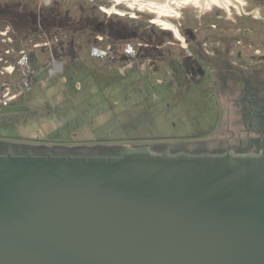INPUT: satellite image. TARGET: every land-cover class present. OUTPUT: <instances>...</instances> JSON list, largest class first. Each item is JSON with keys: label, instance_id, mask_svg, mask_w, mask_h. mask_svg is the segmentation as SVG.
Instances as JSON below:
<instances>
[{"label": "rangeland", "instance_id": "obj_1", "mask_svg": "<svg viewBox=\"0 0 264 264\" xmlns=\"http://www.w3.org/2000/svg\"><path fill=\"white\" fill-rule=\"evenodd\" d=\"M179 1L176 17L119 0H0L6 20L40 12L51 26L43 38L0 20V30L9 26L13 38L9 44L0 35V59L6 65L18 53L5 50L24 48L37 74L30 91L0 108V146L200 153L227 141L245 143L253 133L241 115L244 83L264 90V0H240L242 12L228 0L229 12L215 1L204 8ZM94 29L104 34L95 37ZM44 41L46 46L33 45ZM71 41L77 57L49 75L48 45L64 51ZM126 44L130 54L123 51ZM94 46L109 48L96 57ZM188 51L203 74L180 64Z\"/></svg>", "mask_w": 264, "mask_h": 264}, {"label": "water", "instance_id": "obj_2", "mask_svg": "<svg viewBox=\"0 0 264 264\" xmlns=\"http://www.w3.org/2000/svg\"><path fill=\"white\" fill-rule=\"evenodd\" d=\"M0 149V264H264V151Z\"/></svg>", "mask_w": 264, "mask_h": 264}, {"label": "built area", "instance_id": "obj_3", "mask_svg": "<svg viewBox=\"0 0 264 264\" xmlns=\"http://www.w3.org/2000/svg\"><path fill=\"white\" fill-rule=\"evenodd\" d=\"M8 27L9 26H5V28L0 30V35H3L5 37V41L11 44L13 43V38ZM41 35L43 38L47 36L45 32ZM47 44V41H44L43 43L35 42L33 45L34 47L40 48L46 46ZM47 50L50 54V59L47 63V65H49L47 72L49 75L54 76L63 71L64 62L53 56L49 45ZM107 50L94 46L91 48V55L100 57L102 56V53H107ZM132 50L133 48L130 44H126L123 48V51L126 54H130ZM5 51L6 53L3 52L5 54L10 55L14 52L18 53V55L14 57V61L8 62L6 65L3 63L5 59H0V61L4 64L2 68H0V108L7 107L10 103L14 102L18 96L30 91L32 81L37 75L26 49L20 48L15 52L12 46ZM188 53L190 54L189 51ZM108 56H110V54H108Z\"/></svg>", "mask_w": 264, "mask_h": 264}, {"label": "flooded vegetation", "instance_id": "obj_4", "mask_svg": "<svg viewBox=\"0 0 264 264\" xmlns=\"http://www.w3.org/2000/svg\"><path fill=\"white\" fill-rule=\"evenodd\" d=\"M187 56H193V54L190 52ZM244 84V91L241 99H246V106L244 105V107L240 108L241 115L245 127L248 128L253 135L245 139V143L242 139H239V142L233 145L227 141L224 147L222 146L223 144L220 143V147L215 148V151L213 150L214 152L211 151L210 153H220L226 150L237 153H257L264 151V97H257L264 90L261 89L259 83L255 84L254 82V84H250L249 82H245ZM244 94H246L245 97ZM3 150L4 149H0V151ZM207 151L205 150L204 152ZM4 152H8V150Z\"/></svg>", "mask_w": 264, "mask_h": 264}, {"label": "trees", "instance_id": "obj_5", "mask_svg": "<svg viewBox=\"0 0 264 264\" xmlns=\"http://www.w3.org/2000/svg\"><path fill=\"white\" fill-rule=\"evenodd\" d=\"M13 16L14 17L10 18L9 20H6L7 15H4L2 14V12H0V20L1 21L3 20V23L7 22L11 24L16 29V31H18L20 34L25 31L26 32L29 31L30 33L32 32L35 35L42 34L43 32H45L47 35L51 34L50 33L51 26L46 24V21L40 12L30 13V16H27L24 19L19 15H13ZM94 31L96 32L95 37L97 35H100L99 33L104 34L98 29H94ZM51 52L55 58L60 59L62 61H64V59L74 60L77 57V54L74 49V43L72 41L69 43L67 48H65L64 51H60L55 45H53V47L51 48ZM121 58H125V56L123 57L121 56ZM180 64L188 71H192V73L196 72L197 75H199V73L200 74L204 73L203 69L200 66L199 61L193 56L185 55ZM41 148H43L44 150L46 149V147H43V146ZM75 151H78V150H75ZM35 152H41V151H35Z\"/></svg>", "mask_w": 264, "mask_h": 264}, {"label": "bare ground", "instance_id": "obj_6", "mask_svg": "<svg viewBox=\"0 0 264 264\" xmlns=\"http://www.w3.org/2000/svg\"><path fill=\"white\" fill-rule=\"evenodd\" d=\"M119 1L132 3L133 5L149 6L163 15L179 17V14L177 13V11H175L174 8L175 5L179 4L178 0H119ZM189 1L190 0H180L179 2L188 3ZM211 1L217 2L219 5L224 7L226 11L229 12L230 7L226 3V0H195L194 2L198 5H201L202 8H204L207 5H209ZM227 2L237 6L242 12V6H241L242 2L240 0H228Z\"/></svg>", "mask_w": 264, "mask_h": 264}]
</instances>
